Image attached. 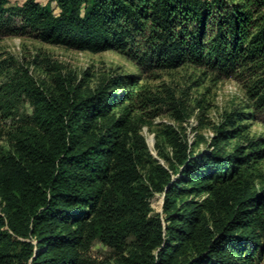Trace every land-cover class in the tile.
<instances>
[{"label": "trees", "instance_id": "16d2710c", "mask_svg": "<svg viewBox=\"0 0 264 264\" xmlns=\"http://www.w3.org/2000/svg\"><path fill=\"white\" fill-rule=\"evenodd\" d=\"M45 1L9 6V0H0V28L80 51H116L142 70L203 67L214 80H242L248 98L264 108V0ZM13 18L22 26L16 27ZM23 78L34 125L17 135L13 152L0 148V264H110L85 255L88 243L98 238L122 248L129 236L137 240L133 264H141L143 255L149 264H170L172 229L148 215L147 192L136 185L142 162L150 158L139 130L147 112L156 116L165 105L176 118L186 117L181 100L173 92H153L133 77L117 76L90 94L64 90L66 107L31 77ZM118 84L121 91L114 89ZM129 100L136 101L125 104ZM226 131L221 128L217 139ZM47 134L49 145L43 141ZM235 151L179 163L188 177L201 161L202 171L224 178L255 158ZM153 171L149 178L164 173L158 190L165 192L164 207L173 209L179 194L190 191L189 183L179 188L163 169ZM209 183L202 189L215 187ZM247 193L210 238L195 237L198 205L187 211L181 203L177 241L187 240L191 250L179 264H254L252 252L244 257L245 236L235 232L240 227L264 231V194ZM241 239L239 254L224 250Z\"/></svg>", "mask_w": 264, "mask_h": 264}, {"label": "rangeland", "instance_id": "374dc122", "mask_svg": "<svg viewBox=\"0 0 264 264\" xmlns=\"http://www.w3.org/2000/svg\"><path fill=\"white\" fill-rule=\"evenodd\" d=\"M24 1L9 0L8 5H20ZM51 6L55 12L58 11L53 3ZM12 21L16 27L22 26L18 18H13ZM25 75L31 77L47 94L66 107L69 99L63 95L64 90L68 89L70 93L73 90L82 95L90 94L102 85L109 86L110 79L117 76L133 77L139 85H144L153 92H173L175 98L181 100L188 113L186 117L176 118L171 108L165 105L160 107L156 116L147 112V118L139 130L150 158L142 162L143 169L137 176L136 185L147 192L144 200L149 208L148 215L159 218L163 225L172 229L174 238L171 244L174 247L168 253V257L172 255L170 264H179L190 257L191 245L187 240L183 245H178L177 241V227L180 226L177 225V209L181 203L187 211L191 210V205H198L199 222L196 226L199 236L195 237L210 238L219 231L220 225L228 217L230 208H236L235 204L240 195L248 196L247 192L250 191L264 194V140L260 141L264 138V108L255 106L248 98L242 80H214L205 68L190 64L172 70H142L126 55L116 51H80L42 42L30 33L8 34L5 33V28H0V148L10 152L16 148L14 146L17 135L34 125V106L22 91ZM123 88L120 84L114 87L116 91ZM135 101L129 100L125 104L131 105ZM110 111L112 114V110ZM221 128L227 131L218 140ZM46 136L43 141H47L49 145L54 134L49 138L48 134ZM251 141L256 144L252 149H248ZM241 146L247 147L240 148ZM234 150L240 153V156L255 157L251 162L243 163L245 167L234 175L224 178L218 177L217 174L213 176V173L210 175V171L201 170V161L190 177L183 173V164L189 163L188 160L202 155L226 156L233 154ZM185 152H188L189 156H184ZM179 160L184 163H179ZM156 167L163 169L169 179L176 180L179 188H184L186 183H189L190 191L179 194L173 209L164 207L165 192L158 190L159 184L162 185L160 179L164 173H159V179L147 176L152 174ZM209 181L214 183L215 187L202 189L210 184ZM171 212L174 213V219L170 217ZM59 230L55 228V234H58ZM235 234H243L246 238L247 249L244 257H248L252 252L250 258L253 263L264 264V231L240 227ZM254 238H260L258 245H255ZM27 239L36 242L34 236ZM245 240L241 239L234 245L225 244L224 250L228 253L230 250H237L239 254L238 249ZM136 243V238L129 236L123 247L119 248L94 238L83 252L97 261L133 264L132 256L137 255ZM155 251L154 249L151 253ZM146 260L143 255L141 264H149Z\"/></svg>", "mask_w": 264, "mask_h": 264}]
</instances>
